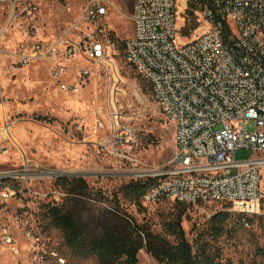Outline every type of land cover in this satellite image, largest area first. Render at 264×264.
Masks as SVG:
<instances>
[{
  "label": "built area",
  "instance_id": "2783aa9c",
  "mask_svg": "<svg viewBox=\"0 0 264 264\" xmlns=\"http://www.w3.org/2000/svg\"><path fill=\"white\" fill-rule=\"evenodd\" d=\"M117 2L133 8L134 32L122 44L108 28ZM0 3L11 4L15 10L16 0ZM192 4L196 7L191 10ZM188 10L196 16L198 28L185 36ZM27 11L34 19L37 8L30 6ZM80 21L87 30L75 41L67 35L39 38L30 29L28 40L18 45L14 56L21 66L46 62L60 90L71 96L79 95L93 76L105 75L113 83V101L121 81L115 60L124 45L127 63L149 84L160 112L176 128V154L170 164L152 171L150 178L156 182L143 196V203L212 204L243 215L260 214L264 0H88ZM65 78L74 81L63 82ZM120 119L115 111L113 135L127 146L134 132L122 126ZM250 123L256 124L252 133L246 130ZM240 150L251 151L253 157L236 162ZM55 176L26 159L21 171H0V182L22 179L29 183ZM16 195L15 189L2 190L0 203L7 204ZM244 226L250 228V223L244 220ZM24 234L22 245L7 227L0 228V243L15 256L25 246L34 264H73L43 231L26 227Z\"/></svg>",
  "mask_w": 264,
  "mask_h": 264
},
{
  "label": "rangeland",
  "instance_id": "374dc122",
  "mask_svg": "<svg viewBox=\"0 0 264 264\" xmlns=\"http://www.w3.org/2000/svg\"><path fill=\"white\" fill-rule=\"evenodd\" d=\"M87 3L16 0L15 10L11 4L0 3V148L4 149L0 171H21L28 159L56 174L54 180L1 181L0 191L12 188L17 195L7 204L0 203V228L7 227L24 245L26 227L43 230L47 205L63 206L66 213L75 214L89 240L100 238L107 228L125 229L128 223L164 235L165 224L182 215V227L194 251L202 238L219 254L216 264H264V252L259 251L264 249V170L260 214L245 215L250 228L238 222L244 215L231 207L165 201L141 206L124 195L125 185L153 180L152 171L170 164L176 154V128L160 112L149 84L127 63L124 45L115 60L121 81L113 101V83H108L105 75L93 76L79 95L71 96L60 90L46 62L17 64L14 54L18 45L28 40L30 29L47 40L67 35L75 41L78 35L83 36L87 28L80 20ZM30 6L37 8L34 19L29 18ZM132 14L130 4L117 2L109 16L108 28L121 44L133 35ZM185 19L187 24V15ZM115 111L122 126L134 132L127 146L113 135ZM246 130L254 132L256 124H248ZM252 157L251 151L240 150L234 160L244 162ZM61 178L83 179L90 188L88 196L70 203L69 195L56 185ZM222 211L230 212L232 219L225 234L214 240L211 220ZM51 237L68 258L60 235L53 232ZM138 258L140 264H161L144 249ZM0 264L34 263L25 246L15 256L0 243Z\"/></svg>",
  "mask_w": 264,
  "mask_h": 264
},
{
  "label": "trees",
  "instance_id": "16d2710c",
  "mask_svg": "<svg viewBox=\"0 0 264 264\" xmlns=\"http://www.w3.org/2000/svg\"><path fill=\"white\" fill-rule=\"evenodd\" d=\"M195 7L196 4H192L190 9ZM191 10L186 13L187 24L183 31L185 36L198 28L197 18ZM225 34L229 36L227 25ZM155 182L154 179L130 182L122 191L133 203L142 206L143 196ZM56 185L69 195L70 203L87 197L90 191L83 179L61 178ZM231 219L232 214L227 211L218 212L212 218L214 240L225 234ZM43 220V233L50 237L53 232L60 235L61 247L67 251L68 259L73 264H84L87 261L95 264H140L138 255L143 249L161 264H216L219 257L217 251L212 250L211 242L202 238L197 240L198 247L194 251L182 227V215L165 224L164 235H156L142 226L128 223L125 229L107 228L100 238L94 240L85 237L75 214L66 213L63 206H45ZM244 220L250 222L245 215L239 217L238 222L244 225ZM259 251L264 252V249Z\"/></svg>",
  "mask_w": 264,
  "mask_h": 264
},
{
  "label": "water",
  "instance_id": "95a60500",
  "mask_svg": "<svg viewBox=\"0 0 264 264\" xmlns=\"http://www.w3.org/2000/svg\"><path fill=\"white\" fill-rule=\"evenodd\" d=\"M194 1H197V0H194Z\"/></svg>",
  "mask_w": 264,
  "mask_h": 264
}]
</instances>
